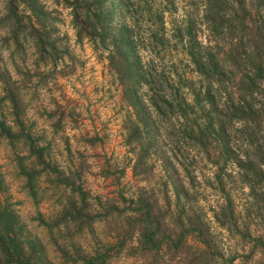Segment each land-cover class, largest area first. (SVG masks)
I'll return each instance as SVG.
<instances>
[{
  "label": "trees",
  "instance_id": "trees-1",
  "mask_svg": "<svg viewBox=\"0 0 264 264\" xmlns=\"http://www.w3.org/2000/svg\"><path fill=\"white\" fill-rule=\"evenodd\" d=\"M51 2L69 10L76 41L85 39L90 43L93 51L106 60L120 87L121 98L129 108L123 129L124 143L133 155L132 174L146 179L153 168L148 162L152 156L160 160L163 171L169 169L174 209L169 208L166 199L163 211L152 191L139 188L128 200L132 215L127 216L124 234L109 246L120 248L125 239L136 233L139 251L157 259L156 264L163 255H183L177 264H226L213 243L202 211L191 210L186 204L189 198L177 179V168L171 156L160 148L165 140L159 126L169 124L171 130L165 136L173 145L193 148L212 165L213 183L224 195L227 196L224 191L228 167L238 172L250 191L251 177L264 181V0ZM179 2H186L187 9L183 8L186 10L168 34L164 13L177 10ZM0 3V23L7 30L4 42L11 44L13 51L22 54L24 43L29 42L36 56L34 67L68 56L66 36L59 34L56 27L58 19L38 0ZM0 85L1 99L7 101L18 120L23 113L19 87L1 64ZM19 133L20 136L11 132L10 126L0 120V134L8 144L21 137V144L25 145L29 136L22 129ZM33 148L29 146V152L40 159L42 153ZM25 158L18 156L17 165L29 195L34 197L39 173L33 170L34 162L23 165ZM52 171L57 182L68 186L73 194L68 198L69 206L64 205L61 212L69 208L74 214H63L62 222L76 223L92 232L93 217L86 210L87 193L69 173L55 168ZM184 172L188 170L185 168ZM255 199V208L247 206L245 216L255 212L264 223V188ZM226 204H230L229 198ZM167 213H175L174 218L166 219ZM234 232L248 245L246 258L256 252L264 256V230L253 234L245 222L239 223L234 217ZM20 235L15 215L0 203V258L4 264H30L25 239ZM105 257V251L94 250L80 256V261L103 264ZM38 259L37 256L35 261L40 264ZM227 261L231 263L232 257Z\"/></svg>",
  "mask_w": 264,
  "mask_h": 264
},
{
  "label": "rangeland",
  "instance_id": "rangeland-1",
  "mask_svg": "<svg viewBox=\"0 0 264 264\" xmlns=\"http://www.w3.org/2000/svg\"><path fill=\"white\" fill-rule=\"evenodd\" d=\"M38 1L58 19L56 27L59 34L66 36L68 56L34 67L36 56L29 42L24 43L22 54L13 51L12 45L4 42L7 30L0 23V64L19 87L23 110L15 120L7 101L1 99L0 88V120L14 134L20 136L22 129L29 136L25 145L21 144V137L10 145L0 134V203L17 219L20 238L25 239L26 251L31 257L30 264H37V256L40 264H81L80 256L92 254L94 250L106 252L103 264H156L157 259L139 251L136 233L129 240L123 238L120 248L109 245L124 234L127 216L132 215L129 209L132 203L128 200L134 198L139 188L148 193L152 191L163 211L166 208L162 203L166 199L169 208L174 209L172 183L167 177L169 169L163 171L160 160L152 156L148 162L153 168L146 179L132 174L133 155L124 143L123 129L129 108L121 98L120 87L106 60L93 51L87 40L76 41L67 8L54 6L51 0ZM183 8L187 9V3L179 2L177 10L164 13L168 34L186 10ZM159 129H163L160 134L165 140L160 148L171 156L177 168V179L189 198L186 204L191 210L202 211L222 260L226 264H264V256L258 252L245 257L248 245L234 232V217L239 223L245 222L253 234L264 230L257 213L245 216V208L253 206L254 196L264 188V181L251 177L253 189L250 191L238 172L228 167L226 196L213 183L212 165L193 148L173 145L165 136L171 130L169 124ZM29 146L34 147V152L40 151L42 157L35 159ZM18 156L27 157L22 160L24 166L34 162L33 170L39 173L33 187L34 197L25 187L17 165ZM53 168L69 173L75 184L79 183L87 193L86 210L93 217L92 232L76 223L62 222L63 214L68 217L74 214L69 208L61 212L69 204L72 193L68 186L57 182ZM185 168L188 173L184 172ZM226 198L230 200L229 205ZM174 216L167 213L166 219ZM188 243H192L191 238ZM182 256L163 255L158 264H177ZM228 257H232L231 263ZM0 264H4L1 258Z\"/></svg>",
  "mask_w": 264,
  "mask_h": 264
}]
</instances>
